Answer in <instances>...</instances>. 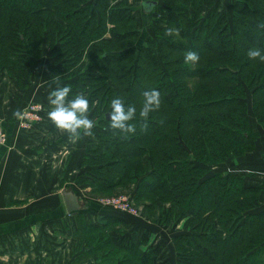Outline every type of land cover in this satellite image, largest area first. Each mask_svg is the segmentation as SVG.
I'll use <instances>...</instances> for the list:
<instances>
[{"label": "trees", "instance_id": "1", "mask_svg": "<svg viewBox=\"0 0 264 264\" xmlns=\"http://www.w3.org/2000/svg\"><path fill=\"white\" fill-rule=\"evenodd\" d=\"M155 1L151 13L142 6L152 19L139 46L142 23L128 0H0V75L25 87L47 45L52 90L82 93L97 118L78 183L95 196L134 191L138 217L182 229L171 263L164 240L150 245L131 214L104 206L100 222L79 221L75 264H264V213L251 212L261 188L213 169L253 152L252 117L264 129V62L247 55L264 50V0ZM188 51L199 62L185 63ZM152 89L161 107L144 121ZM116 97L137 108L134 134L110 128Z\"/></svg>", "mask_w": 264, "mask_h": 264}, {"label": "crops", "instance_id": "2", "mask_svg": "<svg viewBox=\"0 0 264 264\" xmlns=\"http://www.w3.org/2000/svg\"><path fill=\"white\" fill-rule=\"evenodd\" d=\"M128 1L141 19L140 42H147L152 14L142 11L145 0ZM227 1H223L225 8L234 0L229 4ZM52 54L45 45L42 58L35 60L33 78L25 87L11 81L7 73L0 75V127L7 134V142L0 147V264H38L42 256L48 259L47 255H39L45 251L39 246L45 243L47 251L54 252L53 258L48 259L50 263L75 264L78 254L74 253L73 245L79 221L98 223L105 216L106 206L95 200L91 186L77 180L84 172L82 159L90 146L89 136L72 141L47 116L51 110L47 97L54 87L50 83V70L55 64ZM32 103L41 105V120L31 123L28 129L21 128V114ZM251 124L259 133L253 152L213 169L215 173L223 171L244 177L249 188H261L259 200L251 211L257 214L264 213V129L254 117ZM65 190L78 196L79 213L68 212L63 197ZM124 217L151 231L150 245L164 240L170 262L175 263L173 238L182 229L161 226L150 217ZM52 241L56 243L54 248ZM142 248L148 250L149 245ZM83 264L100 262L91 257Z\"/></svg>", "mask_w": 264, "mask_h": 264}, {"label": "clouds", "instance_id": "3", "mask_svg": "<svg viewBox=\"0 0 264 264\" xmlns=\"http://www.w3.org/2000/svg\"><path fill=\"white\" fill-rule=\"evenodd\" d=\"M258 28L264 29V23L259 24ZM172 34V29L166 30V35L171 36ZM247 55L249 59L264 62V50L260 48L249 49ZM199 59V54L195 51H188L184 56L185 63H197ZM71 91L70 86H63L49 93L47 99L51 110L48 111L47 116L58 130L68 134L70 140L78 141L85 136L94 135L95 121L89 118V100L82 93L69 99ZM143 98L139 116L146 121L150 113L160 109L161 96L158 90L152 89L145 91ZM110 108L111 111L107 117L110 121V128L124 134H134L136 127L129 122L136 117L135 105H126L123 98L116 97L111 100ZM144 127L146 128L147 125L145 124Z\"/></svg>", "mask_w": 264, "mask_h": 264}, {"label": "built area", "instance_id": "4", "mask_svg": "<svg viewBox=\"0 0 264 264\" xmlns=\"http://www.w3.org/2000/svg\"><path fill=\"white\" fill-rule=\"evenodd\" d=\"M41 105L32 103L21 114L20 127L28 129L31 123H38L41 120L40 111ZM7 142V134L3 128L0 127V147ZM132 192H124L110 196H96L95 200L107 207H112L117 210L127 212L134 216L140 215V209L133 203L131 198Z\"/></svg>", "mask_w": 264, "mask_h": 264}, {"label": "water", "instance_id": "5", "mask_svg": "<svg viewBox=\"0 0 264 264\" xmlns=\"http://www.w3.org/2000/svg\"><path fill=\"white\" fill-rule=\"evenodd\" d=\"M157 3L158 2L155 0H145L142 3V6L145 12L151 13L154 7H156ZM63 197L65 199V203L69 213L77 214L80 212L81 203L78 196L73 191H69V190L63 191Z\"/></svg>", "mask_w": 264, "mask_h": 264}, {"label": "rangeland", "instance_id": "6", "mask_svg": "<svg viewBox=\"0 0 264 264\" xmlns=\"http://www.w3.org/2000/svg\"><path fill=\"white\" fill-rule=\"evenodd\" d=\"M229 10H231V8L229 9ZM231 14V13H230ZM141 34H142V32H141ZM147 40V39H146ZM146 42V41H145ZM144 42V43H145ZM144 43H142V42H140L139 41V43H138V45L139 46H141L142 44H144ZM52 234L54 235V232H52ZM47 245V243H45V245H40L39 247H42V249H43V251H44V253L42 252V253H40L39 255H47L48 256V259H49V257L52 259L53 258V255H54V252L52 253V250H48L47 251V248H45V246ZM51 245H52V247L54 248L55 247V245H56V243H55V241H52V243H51ZM38 255V256H39ZM45 256H42V260L38 263V264H43V259H45L46 260V264H53V263H50L49 261H48V259H46V258H44ZM44 263V264H45Z\"/></svg>", "mask_w": 264, "mask_h": 264}]
</instances>
